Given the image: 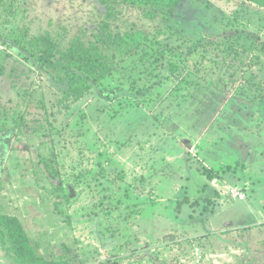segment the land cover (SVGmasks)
<instances>
[{
  "label": "rangeland",
  "instance_id": "obj_1",
  "mask_svg": "<svg viewBox=\"0 0 264 264\" xmlns=\"http://www.w3.org/2000/svg\"><path fill=\"white\" fill-rule=\"evenodd\" d=\"M21 6L31 32L48 31L63 47L90 37L103 14L96 0ZM142 23L161 45L182 46L166 52L179 64L170 76L151 71L149 59L100 86L138 92L161 79L139 98L92 90L67 108L39 75L28 100L0 80V212L20 220L39 254L72 264L262 261L264 11L241 0H184L168 21ZM14 110L26 118L18 128ZM230 186L244 199H231ZM0 264H10L1 249Z\"/></svg>",
  "mask_w": 264,
  "mask_h": 264
},
{
  "label": "trees",
  "instance_id": "obj_2",
  "mask_svg": "<svg viewBox=\"0 0 264 264\" xmlns=\"http://www.w3.org/2000/svg\"><path fill=\"white\" fill-rule=\"evenodd\" d=\"M96 1L101 5L103 14L98 16L99 19L90 37L78 35L63 47L59 38L48 31L38 34L30 31L29 24L25 21L27 7L21 6L26 4L27 0H0V80L7 78L8 86L21 89L25 93L24 99L28 100L35 86L32 76L39 75L56 93L57 105L68 108L70 102L80 99L92 90L110 99L127 94L129 97L139 98V95L148 94L155 84L160 83L161 79H157L154 84L138 92H129L121 85L102 90L100 88L102 82L112 77L114 72L125 64L129 63L133 69V66H138L140 62L151 59L153 63L151 71L166 68L167 76L179 69L178 62L167 59L165 55L167 51L175 54L182 43L174 47L168 44L161 45L159 35H150L149 28L143 27L142 22L168 21L184 0ZM241 1L264 11V0ZM129 15L135 18L130 20ZM165 35L171 38L172 32L169 34L165 32ZM200 39L187 46V54L202 45ZM257 43L258 51L264 54V38ZM223 44L225 45L223 50H228V46L230 50L232 49L230 43L224 41ZM234 52L238 56L239 52L236 49ZM200 65L202 62L195 64L193 72L199 71ZM22 76H24L22 80H25L24 86H18L15 79ZM184 79L188 81L189 75ZM12 114L13 123L17 128L26 123L24 113L14 110ZM47 168L49 173L58 179L57 172L50 165ZM209 169L197 167L202 174L213 179L217 173ZM119 177L122 179L121 175ZM0 249L10 264H72L63 256L46 259L39 254L27 237L20 220L1 212ZM237 264H264V259L255 261L246 257Z\"/></svg>",
  "mask_w": 264,
  "mask_h": 264
},
{
  "label": "built area",
  "instance_id": "obj_3",
  "mask_svg": "<svg viewBox=\"0 0 264 264\" xmlns=\"http://www.w3.org/2000/svg\"><path fill=\"white\" fill-rule=\"evenodd\" d=\"M225 192L228 193L234 199H237V200L244 199V194L241 192V190L237 188L230 186L229 188H226Z\"/></svg>",
  "mask_w": 264,
  "mask_h": 264
},
{
  "label": "clouds",
  "instance_id": "obj_4",
  "mask_svg": "<svg viewBox=\"0 0 264 264\" xmlns=\"http://www.w3.org/2000/svg\"><path fill=\"white\" fill-rule=\"evenodd\" d=\"M243 200V199H242Z\"/></svg>",
  "mask_w": 264,
  "mask_h": 264
}]
</instances>
